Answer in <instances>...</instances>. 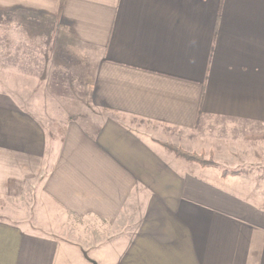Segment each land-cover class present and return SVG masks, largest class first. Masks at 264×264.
I'll return each mask as SVG.
<instances>
[{"label":"crops","instance_id":"crops-1","mask_svg":"<svg viewBox=\"0 0 264 264\" xmlns=\"http://www.w3.org/2000/svg\"><path fill=\"white\" fill-rule=\"evenodd\" d=\"M0 29V197L68 221L0 217V264H264V208L160 144L264 133V0H0Z\"/></svg>","mask_w":264,"mask_h":264},{"label":"rangeland","instance_id":"rangeland-1","mask_svg":"<svg viewBox=\"0 0 264 264\" xmlns=\"http://www.w3.org/2000/svg\"><path fill=\"white\" fill-rule=\"evenodd\" d=\"M5 31L6 29H0V45H2L1 36ZM51 38L52 57H57L59 51L64 52V45L61 48L59 43L55 44L56 37ZM66 49L65 51H67ZM86 52L87 50L83 49V55ZM73 94L75 97L73 95L64 97L61 94L48 99V105L55 107L50 113V117L54 121H70V118L79 119L78 109L86 103L83 91L77 90ZM58 107H66L69 113L59 112ZM81 115H83V119L89 120L87 113ZM53 131L59 133L57 126ZM193 137L188 144L177 145L164 141L160 144L164 148V152L176 157L182 166L189 169L207 168L212 171V176L217 178L220 175L223 176L224 173L228 177H235L228 180L230 183L228 182L226 187L239 197L248 201L251 200L256 206L264 208V133L248 130L228 132L225 129L221 131L210 129L199 136L193 135ZM186 156L191 157L192 160ZM193 159H201L213 164L204 166L193 161ZM0 217L22 223H25L29 217L31 220L28 223L30 224L35 221L36 224L42 222L53 227L68 222L61 209L44 195L40 184L18 200L0 197ZM88 255L93 256V253H88Z\"/></svg>","mask_w":264,"mask_h":264},{"label":"trees","instance_id":"trees-1","mask_svg":"<svg viewBox=\"0 0 264 264\" xmlns=\"http://www.w3.org/2000/svg\"><path fill=\"white\" fill-rule=\"evenodd\" d=\"M187 157V156H186ZM189 160H192V158L191 157H187ZM195 158V157H194ZM193 161H196V162H198V163H200V164H202V165H204V166H208V165H211V164H213V163H209V162H206V161H202L201 159H193ZM223 176L224 177H226L227 175L224 173L223 174Z\"/></svg>","mask_w":264,"mask_h":264}]
</instances>
